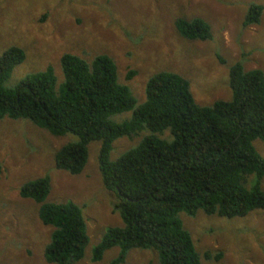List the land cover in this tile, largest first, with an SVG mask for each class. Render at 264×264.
Wrapping results in <instances>:
<instances>
[{"label":"trees","instance_id":"1","mask_svg":"<svg viewBox=\"0 0 264 264\" xmlns=\"http://www.w3.org/2000/svg\"><path fill=\"white\" fill-rule=\"evenodd\" d=\"M260 10V5L250 4L243 24L256 23ZM173 27L188 40L210 38L209 25L199 17H177ZM23 57L16 46L0 53V119H26L53 136L72 134L75 139L53 154L54 166L70 175L82 171L87 144L98 141V174L104 189L115 196L113 209L121 225L103 230L91 249V261L116 247L109 264H121L130 249L154 251L157 264H200L179 213L193 215L199 210L228 218L264 210L260 188L264 158L252 145L254 139L264 145L260 69L231 63L229 97L210 105L193 101L185 78L160 70L145 80L143 100L137 103L128 87L118 82L116 66L105 54L86 63L62 53L60 80L46 66L5 86ZM124 112L129 113L127 118L114 119ZM121 136L139 139L111 158L112 142ZM49 187V177L42 175L24 181L17 193L35 202L37 219L51 227L44 261L77 262L88 240L84 218L70 200L45 201Z\"/></svg>","mask_w":264,"mask_h":264},{"label":"rangeland","instance_id":"2","mask_svg":"<svg viewBox=\"0 0 264 264\" xmlns=\"http://www.w3.org/2000/svg\"><path fill=\"white\" fill-rule=\"evenodd\" d=\"M250 4L261 10L256 23L245 25ZM177 17L202 18L210 38L180 37L173 27ZM9 46L22 49L24 57L12 68L7 87L46 66L60 80L62 53L86 63L105 54L116 66L118 82L128 87L137 103L143 100L145 80L168 70L188 81L195 103L210 105L229 97L231 63L239 61L244 69L258 68L264 75V0H0V53ZM74 139L69 133L53 136L26 119H0V264H53L42 255L51 227L37 219V204L17 193L24 181L42 175L49 177L45 201L70 200L84 218L87 244L82 258L70 264H109L116 255L117 248L110 247L99 260L90 259L103 230L121 225L113 209L115 196L104 189L98 174V141L87 144L80 173L70 175L54 166L56 149ZM138 139H115L110 157ZM252 145L264 158L260 140L254 139ZM260 188L264 191V176ZM179 218L200 264H264V210L228 218L198 210L193 215L179 213ZM155 257L152 250L130 249L121 264H157Z\"/></svg>","mask_w":264,"mask_h":264}]
</instances>
